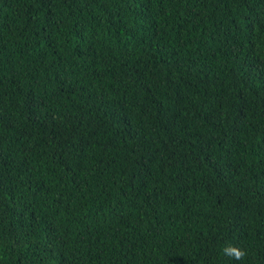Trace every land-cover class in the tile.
I'll use <instances>...</instances> for the list:
<instances>
[{
  "label": "trees",
  "instance_id": "1",
  "mask_svg": "<svg viewBox=\"0 0 264 264\" xmlns=\"http://www.w3.org/2000/svg\"><path fill=\"white\" fill-rule=\"evenodd\" d=\"M0 264H264V0H0Z\"/></svg>",
  "mask_w": 264,
  "mask_h": 264
},
{
  "label": "clouds",
  "instance_id": "2",
  "mask_svg": "<svg viewBox=\"0 0 264 264\" xmlns=\"http://www.w3.org/2000/svg\"><path fill=\"white\" fill-rule=\"evenodd\" d=\"M222 252L225 256H228L236 261L242 260L246 255L247 252L245 249H242L238 246L234 245H227L222 249Z\"/></svg>",
  "mask_w": 264,
  "mask_h": 264
}]
</instances>
